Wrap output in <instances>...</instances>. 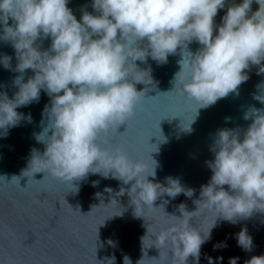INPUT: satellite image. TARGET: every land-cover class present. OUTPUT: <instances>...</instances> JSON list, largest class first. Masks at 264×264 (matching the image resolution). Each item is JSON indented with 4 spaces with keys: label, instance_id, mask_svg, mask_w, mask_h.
I'll return each mask as SVG.
<instances>
[{
    "label": "clouds",
    "instance_id": "clouds-1",
    "mask_svg": "<svg viewBox=\"0 0 264 264\" xmlns=\"http://www.w3.org/2000/svg\"><path fill=\"white\" fill-rule=\"evenodd\" d=\"M255 2L259 8L249 15L253 0H234L217 25L214 18L226 0H91L94 11L83 6L80 19L68 6L69 0H0V40L11 42L16 71L23 74L31 69L34 73L26 82L22 75L15 78L18 91L11 98L0 92V136L24 120L32 121L31 113L17 109L38 102L41 90L50 97L41 113L47 125L36 135L45 149L42 154L32 149L22 175L32 179L34 173L44 172L42 180L50 176L72 191H78L73 181L84 180L89 173L111 176L124 184L135 181L128 195L136 217H144V208L153 207L164 193L173 198L182 192L192 196L193 189L185 188L178 179L167 178V186L148 179L155 177L158 167L150 155L158 151L156 145L148 154L150 159L133 158L125 144L114 142L109 133L127 124L145 99L148 86H156L151 67L141 68L138 60L146 62L151 56L166 63L169 54L181 48L174 89L161 94H178L195 106V115L183 124L187 131H191L199 108L236 92L249 79L245 70L250 65H261L259 71L264 72V0ZM45 39L51 41L48 48L42 47ZM193 41L200 45L195 52L188 49ZM11 59L7 54L0 56V64L9 68ZM137 83L146 87L138 91ZM261 97L255 98L264 103ZM175 116L180 115L159 120V133L160 121ZM244 119L252 122L243 138L236 129H218L211 148L214 159L208 162L212 176L201 186L197 209L187 211L182 203V216L164 210L171 219L154 232L160 255L149 258L150 264H189V257L199 264L201 247L211 240L218 219L235 224L255 210L264 212V109L250 108ZM13 180L21 187L19 177L13 176L10 182ZM124 191L121 188L117 195ZM201 208L216 213L206 231L191 223ZM235 236L245 251L252 249L253 238L246 227ZM169 243L165 255L161 249ZM225 247L226 241L213 244V250ZM207 259L208 264H217L223 257ZM238 259L230 257L229 264H238ZM98 261L115 264V257ZM143 262L144 257L137 264ZM123 264H131L127 256ZM246 264H264V255H254Z\"/></svg>",
    "mask_w": 264,
    "mask_h": 264
},
{
    "label": "water",
    "instance_id": "water-1",
    "mask_svg": "<svg viewBox=\"0 0 264 264\" xmlns=\"http://www.w3.org/2000/svg\"><path fill=\"white\" fill-rule=\"evenodd\" d=\"M233 2L226 0L224 8L218 10L214 18L217 25L222 23V17ZM68 6L77 19L82 15L83 6H87L89 12L94 11L91 0H69ZM258 8L253 0L249 15ZM50 42L45 39L42 47L48 48ZM198 47L200 45L193 41L188 49L195 52ZM5 54L12 59L9 68L0 64V92H6L11 98L18 91L15 78L22 75L26 82L34 73L31 69L23 74L16 71L17 60L11 42L0 40V56ZM181 59L182 50L178 47L174 54H169L166 63L160 64L151 56L146 62L137 61L141 68L151 67L156 86H148L145 99L137 105L136 115L109 135L114 142L124 143L133 158L150 159L148 154L156 145L158 151L150 155L158 162V167L155 177L148 179L163 186H167L169 177L178 179L185 188L193 189V195L189 197L182 192L173 198L164 193L153 202V207L144 208V217H136L135 206L129 203L128 195L135 181L124 184L111 176L104 178L89 173L86 179L73 181L78 191H72L68 184L50 176L42 180L44 172L34 173L32 179L23 176L32 149L41 154L45 149L36 135L47 125L46 118L42 122L41 113L50 103V97L41 90L38 102L17 109L26 115L31 113L32 121L24 120L6 136H0V176L9 181L5 183L0 177V264H100L98 260L113 256L115 264H123L125 256L131 264H137L143 257V264H150L149 258L159 257L160 249L154 246V232L158 225L171 219L166 213L182 216L180 204L183 203L187 211L197 209L195 201L200 199L201 186L212 176L208 162L214 159L211 148L218 129H236L243 138L244 130L252 122L244 119L245 112L253 107L264 109V103L255 98H264V72L259 71L261 65H250L245 70L249 79L241 83L236 92L209 107L199 108L191 131L185 130L183 124L193 118L195 106L178 94H161L173 91ZM135 87L139 91L146 86L137 83ZM166 115L180 116L161 120L159 133L158 122ZM13 176L19 177L20 186L25 188L18 186V180L10 182ZM94 181L98 183L94 185ZM109 188L111 191H106ZM121 188L125 189L124 194L117 195ZM224 188L227 190L228 186ZM77 209L81 214L89 213L81 215ZM215 216L214 210L201 208L193 215L191 223L206 231ZM242 227H246L253 238L250 251L237 243L235 234ZM211 237L201 247L199 264H208L209 256H222L223 260L217 264H229L230 257H238V264H246L252 256L264 255V212L255 210L250 217L241 218L235 224L218 219ZM218 241H226L227 247L213 250V244ZM170 247L169 243L161 252L168 255ZM171 256L169 250V259ZM189 264H195L192 257H189Z\"/></svg>",
    "mask_w": 264,
    "mask_h": 264
}]
</instances>
